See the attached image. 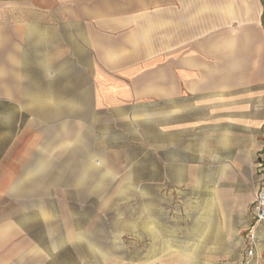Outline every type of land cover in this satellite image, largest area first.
I'll return each mask as SVG.
<instances>
[{"label":"crops","instance_id":"1","mask_svg":"<svg viewBox=\"0 0 264 264\" xmlns=\"http://www.w3.org/2000/svg\"><path fill=\"white\" fill-rule=\"evenodd\" d=\"M151 53L165 148L183 166L185 148L206 137L201 215L220 243L231 241L260 190L239 191L264 149V0H0V264H50L44 245L55 238L26 230L25 214L49 218L57 152L71 151L73 123L146 99L127 73Z\"/></svg>","mask_w":264,"mask_h":264},{"label":"rangeland","instance_id":"2","mask_svg":"<svg viewBox=\"0 0 264 264\" xmlns=\"http://www.w3.org/2000/svg\"><path fill=\"white\" fill-rule=\"evenodd\" d=\"M137 57L144 58L142 67L127 75L146 99L107 108L103 118L82 117V126L73 123L71 151L57 152L49 218L25 214V229L39 240L55 238L54 245H44L54 255L50 264H264V225L255 224L252 205L235 221L229 243L207 230L212 217L201 215L211 186L206 137L197 135L195 147L185 148L183 166L173 163L178 153L165 148L170 136L161 134L159 54ZM58 96L55 109L62 112ZM51 119L62 131L63 117ZM257 135L264 141V133ZM253 161L241 174L239 191L254 198L264 187V149ZM191 176L199 180L186 179ZM255 226L257 246L249 256Z\"/></svg>","mask_w":264,"mask_h":264},{"label":"built area","instance_id":"3","mask_svg":"<svg viewBox=\"0 0 264 264\" xmlns=\"http://www.w3.org/2000/svg\"><path fill=\"white\" fill-rule=\"evenodd\" d=\"M253 214H254V220L255 224H264V187L259 190V192L256 195L255 201L253 203ZM256 226L253 227L251 230L249 236H248V255L253 256L254 252L256 250Z\"/></svg>","mask_w":264,"mask_h":264}]
</instances>
